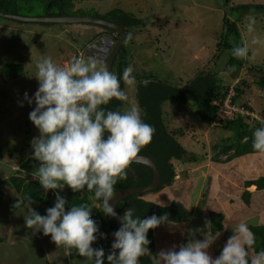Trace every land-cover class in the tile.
Listing matches in <instances>:
<instances>
[{
    "label": "rangeland",
    "instance_id": "374dc122",
    "mask_svg": "<svg viewBox=\"0 0 264 264\" xmlns=\"http://www.w3.org/2000/svg\"><path fill=\"white\" fill-rule=\"evenodd\" d=\"M70 1L73 4L70 11H78L82 16L105 14L113 9H120L142 20L143 26L130 29L131 39L126 44L127 67H133L135 78L145 72L175 84L180 81L188 82L199 73H217L221 79V91L226 87L228 94L238 81L240 84V80H244L249 86L242 88L244 93L238 97L236 104L240 107L247 105L251 110L243 108L253 113L257 122L264 123V92L256 85L262 73L253 70H264V14L239 16L233 11L231 20L236 21L243 46H247L249 50L248 57L243 58L244 66L235 71L226 67L227 51L222 54L216 47L223 33V0ZM238 4L264 5V0H231V7ZM42 13L40 6L20 10V14L26 17H36ZM93 27H97L98 34H94ZM100 29L102 28L99 26L89 24H19L13 20L0 19L1 150L15 145L14 142L24 141L30 146L27 149L28 155L33 156L31 142L40 135L29 118V113L36 107L34 94L39 87V81L35 78L37 62L51 57L57 66L67 67L73 58L82 54V48L93 41L105 38L109 44H114L119 39L115 32ZM6 67L12 69L9 74L13 73L16 79L7 77L9 75L4 70ZM136 90L137 83L131 87L125 85L128 95L125 109L135 106L139 110ZM25 93L33 100L32 104L25 99ZM177 105L169 102L163 107L165 117L169 120V129L187 131L194 138L192 143L199 145L196 150L202 151L200 155L204 154V150L207 155L216 145L219 147L222 144L226 136L223 129L216 124L210 126L212 130L220 129V132L217 136H212V142L208 144L211 136L209 132L201 134L205 125L196 119V109L190 103L183 106V109L177 108ZM246 119L251 120L250 117ZM183 145L190 147L189 139ZM22 155H26V149ZM1 168L4 167L0 165ZM34 179V176L27 175L23 182L25 184ZM44 193L49 203L32 204L33 209L42 216L47 215L46 210L54 207L56 202L52 190ZM0 197H4L1 192ZM19 200L20 207L9 208V203L5 205V199L0 198V264H94L85 257L70 258L69 250L64 246L58 247L51 236H45L42 231L34 233L33 229L27 228L24 219L28 214L27 206H23L26 204L24 198L20 197ZM108 254L105 253L104 264H108Z\"/></svg>",
    "mask_w": 264,
    "mask_h": 264
},
{
    "label": "clouds",
    "instance_id": "9594fccd",
    "mask_svg": "<svg viewBox=\"0 0 264 264\" xmlns=\"http://www.w3.org/2000/svg\"><path fill=\"white\" fill-rule=\"evenodd\" d=\"M248 52L247 46L232 49V55L240 59L247 58ZM36 69V107L29 113L40 132L31 142V158L40 162L34 178L46 192L63 190L65 186L73 192H94V199L102 201V212L117 218L114 186L118 180L127 179L130 165L152 141L154 127L144 122L135 106L123 111L105 110L103 106L112 100L125 102L128 95L120 78L100 56L73 58L67 67L57 66L51 57H46L37 62ZM133 71L131 65L123 70L124 85H136ZM25 99L33 103L27 93ZM253 136V149L264 154V127L257 128ZM33 203L30 199L24 217L27 228L51 236L58 247L75 248L87 261L104 264V249L93 248V244L98 235L102 239L107 236L100 233L88 205H73L66 211L68 201L57 192L55 206L42 216L33 209ZM14 207H20V202ZM119 219L121 227L113 233L108 264H139V258L146 255L152 257L153 264H264V251L253 254L254 235L243 222L232 229L234 234L214 258L209 249L220 233L213 235L210 220H205L207 231L189 230L193 237L202 233V240L193 238L186 245H174L153 255L148 233L163 224H173L168 214L140 218L135 208L129 207Z\"/></svg>",
    "mask_w": 264,
    "mask_h": 264
},
{
    "label": "trees",
    "instance_id": "16d2710c",
    "mask_svg": "<svg viewBox=\"0 0 264 264\" xmlns=\"http://www.w3.org/2000/svg\"><path fill=\"white\" fill-rule=\"evenodd\" d=\"M230 3L231 0H223L222 3L223 33L216 44V47L222 54L227 51L226 67L233 68L235 71H238L244 66L245 60L236 58L232 55V49L234 47L243 46L236 21L231 20L233 11L237 12L239 16L240 14L254 16L256 14H264V5L238 4L235 7H231ZM35 6H40L43 10V13L36 17H65L81 15L78 11H70V7L73 6L70 0H0V12L4 14L22 16V14H20V10L22 8L31 9ZM88 16L111 21L124 29L126 33V42L116 55L112 72L120 78L121 87L125 90L123 70L127 68L126 44L131 39H129L130 29L143 26V22L142 20L136 18L133 14L124 12L120 9H113L105 14H92ZM16 22L19 24L26 23L20 21ZM38 24L51 25L44 23ZM99 28H102L110 33H114L104 27ZM4 70L5 73H8L9 76L7 77L9 79H16V76H14L13 73L11 75L9 74L12 69H8V67H6ZM253 70L262 73L256 81V85H258L264 92V70L261 68H253ZM136 81V100L139 112L144 122L152 125L155 129L152 141L141 150L139 155L150 158L159 172L160 186L156 191L161 190L165 186H170L174 182L176 176L174 168L175 161H195L194 157L192 160L191 157H186L188 156V153L180 142V139L183 136L188 135L187 131L177 128H168L169 120L165 117L163 111V107L166 103H176L178 104L177 108L180 109H183V106L190 103L191 106L196 109L195 117L200 124H204L207 127L213 125V123L219 124L221 128L230 133V137L226 139L225 142L223 141L219 147L217 145L214 147V150L216 151V154L214 155L215 161H219V156L228 155L230 152L233 153L228 157L258 153L253 149V133L257 128L264 127V123L257 122L253 118L248 120L246 119V116L240 114H235L233 119L230 121L219 120L217 118V111L219 107L215 105L214 102L222 103L228 94V88L226 87L222 86L223 90L221 91V79L217 76V73H199L188 82L180 81L173 84L162 81L153 74L144 72L140 76L136 77ZM145 81H147V83H144ZM238 82L232 88L233 96L231 97V102L234 104L236 103L238 97L243 95L244 92L242 88L249 86L244 80H240V84H238ZM242 106L251 110L247 107V105L243 104ZM103 107L105 110L123 111L125 110V102L114 99L108 105ZM254 124L255 127L253 128L255 129L252 128V125ZM1 151L2 150L0 149V152ZM39 164V161L29 158L23 162L20 169L23 172H28L29 176H34L33 174L36 172V168L39 167ZM16 180L23 181L22 178H16ZM151 181L152 171L148 167L139 163H132L127 170V179L118 180L114 188L115 192L123 189L141 188L148 186ZM250 185H255L259 190L263 189L264 177L258 178L254 182L246 183V186ZM44 191L45 190L39 184L38 179H34L32 182L26 181V183L23 184L21 194L25 203H29L30 199H32L34 203H49L50 201L45 198L46 194ZM52 192L54 193L52 196L55 200L56 193L59 192V194L68 201L65 206L66 211L70 210V207L73 205L79 206L84 204L88 205L92 209V219L97 223L100 233L107 236V239H102L98 235L96 243L93 244V248L102 247L105 253H110L112 251L111 245L114 241L113 233L117 231L116 224L112 217L106 216L102 212V201L94 199V192H88L87 189L81 192H73L72 189L67 186H65L63 190H52ZM146 194L133 195L124 198L122 201L117 203L116 211L122 217L129 207H133L135 208V215L140 218H147L152 215L162 216L167 213L169 220L174 223L187 221L192 216V213L190 211H186L179 203H173L168 207H161L145 200L144 196ZM247 195V192H244L242 195V199H244L246 203L247 199H245V197ZM209 218L212 223L211 229L213 232H216L220 228L219 224L216 225V222L221 219V215L210 213ZM250 230L252 231L255 240V244L251 251L254 254L264 251V226L252 227ZM148 239L150 241L148 247L150 251L155 254L153 229L149 231ZM68 250L70 258H82L75 248ZM139 260L142 264H151L147 255L141 256Z\"/></svg>",
    "mask_w": 264,
    "mask_h": 264
},
{
    "label": "crops",
    "instance_id": "0c3cea01",
    "mask_svg": "<svg viewBox=\"0 0 264 264\" xmlns=\"http://www.w3.org/2000/svg\"><path fill=\"white\" fill-rule=\"evenodd\" d=\"M93 28L94 34H98L97 27ZM100 30L102 31V29ZM216 126L221 128L219 124ZM215 130L217 129L212 130L210 126H205L201 132V134L209 132L211 138L208 144H211L212 136L215 137L220 132L219 129L217 133H214ZM223 131L226 134L223 140L225 142L230 137V133L225 129ZM187 139L190 141V147L186 148L183 144ZM193 139L187 135L183 136L180 142H183L181 145L189 154L188 156L191 155V160L194 157L195 161H175L174 168L179 178L175 179L172 185L151 193L149 197L145 198L147 194L144 196L145 200L161 207L179 203L186 211L192 213L187 221L163 224L153 229L155 254L161 250L170 249L174 245L177 247L181 244L186 245L193 238L202 240L204 238L202 233L197 232L193 237L189 230L199 228L207 231L205 220H210V213L221 215L217 224L214 223L219 224V230L213 232L211 229L213 235L217 232L220 233L216 242L209 249L210 255L214 258L220 255L228 238L234 234L232 229L239 223H246L249 228L264 226V188L259 190L255 185L246 186V183L264 177V154L251 153L228 157L233 153L230 152L228 155L219 156V161H215L216 151L210 150L206 155V150H204V154L200 155L202 151L196 150L199 145L192 143ZM14 143L15 145L0 152V165L4 167L0 169V192L4 197L0 198L5 199V205L9 203V208L13 207L16 201L20 202L24 182L18 181L16 178H22V180L26 178L28 172H23L20 167L24 161L31 158L27 153V149L30 147L28 144H25L24 141ZM13 146L15 147L13 148ZM25 149L26 155H22ZM244 192L248 193L245 197L247 203L242 199ZM27 205L29 203L23 206Z\"/></svg>",
    "mask_w": 264,
    "mask_h": 264
},
{
    "label": "water",
    "instance_id": "95a60500",
    "mask_svg": "<svg viewBox=\"0 0 264 264\" xmlns=\"http://www.w3.org/2000/svg\"><path fill=\"white\" fill-rule=\"evenodd\" d=\"M0 18L20 21V22H26V23L67 24V25L68 24H89V25L104 27L109 31L115 32L116 34H118L119 39L114 44L110 42V44H113L112 48H109V47L104 48L100 45V43L96 42V43L90 44L85 49V52L83 53V58L96 55V56H100L101 58L105 59L110 71H112V67H113V63L116 58V55L118 54L120 48L126 42V33L121 26L111 21H107L104 19L91 17V16L75 15V16H65V17H22V16H16L12 14H4L0 12ZM103 40L107 41V39H103ZM98 51H101L104 53L103 54L96 53ZM133 163H139V164H142L148 167L152 171V181L146 187L123 189V190L116 191L114 193L115 197L113 201V203L115 204V211H116L117 203L122 201L124 198L133 196V195H143L146 193H151V192L156 191L160 186L159 172L150 158L139 155L138 159ZM116 213H117V218H113V219L116 224V229L118 230L121 227V221L119 219V217L121 216L118 214L117 211ZM147 257L149 258L151 264H153L152 257L150 256H147ZM139 264H142L140 260H139Z\"/></svg>",
    "mask_w": 264,
    "mask_h": 264
},
{
    "label": "built area",
    "instance_id": "2783aa9c",
    "mask_svg": "<svg viewBox=\"0 0 264 264\" xmlns=\"http://www.w3.org/2000/svg\"><path fill=\"white\" fill-rule=\"evenodd\" d=\"M78 58H82L81 55H79ZM232 96H233V91H230L222 103L214 102V104L219 107V109L217 111V118L219 120L230 121L233 119L235 114L244 115L246 117L253 118L256 121L258 120V119H256V117L253 113H249V111H247L243 107L238 106L236 103L235 104L232 103L231 102ZM214 124L215 123H213V125ZM178 178H179L178 175H176L175 179H178Z\"/></svg>",
    "mask_w": 264,
    "mask_h": 264
},
{
    "label": "flooded vegetation",
    "instance_id": "af4514ba",
    "mask_svg": "<svg viewBox=\"0 0 264 264\" xmlns=\"http://www.w3.org/2000/svg\"><path fill=\"white\" fill-rule=\"evenodd\" d=\"M103 39H105V38H101V40L99 39V40H96V41H93L92 43H96V42H98V43H101V41L103 42L104 40ZM91 43V44H92ZM89 46V44L88 45H86L82 50H81V57L83 58V53L85 52V49L87 48Z\"/></svg>",
    "mask_w": 264,
    "mask_h": 264
},
{
    "label": "bare ground",
    "instance_id": "6f19581e",
    "mask_svg": "<svg viewBox=\"0 0 264 264\" xmlns=\"http://www.w3.org/2000/svg\"><path fill=\"white\" fill-rule=\"evenodd\" d=\"M100 45H101L102 47H104V48L109 47V43H108V41H106V40H104L103 42H101ZM96 53L103 54L104 52L98 51V52H96Z\"/></svg>",
    "mask_w": 264,
    "mask_h": 264
}]
</instances>
